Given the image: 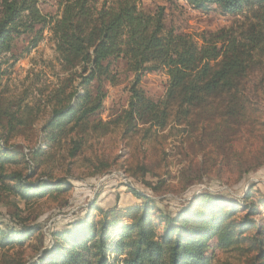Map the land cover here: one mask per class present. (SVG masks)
Here are the masks:
<instances>
[{
    "label": "trees",
    "instance_id": "obj_1",
    "mask_svg": "<svg viewBox=\"0 0 264 264\" xmlns=\"http://www.w3.org/2000/svg\"><path fill=\"white\" fill-rule=\"evenodd\" d=\"M44 1L0 0V67L19 39L26 41L28 51L45 31L50 32L62 76L50 95V117L42 127L41 139L48 146L67 137L74 159L89 137L104 136L115 128L128 135L145 126L147 135L151 128L165 130L172 121L193 127L199 142H220L232 151L241 144V157L254 153V162L240 164V178L264 166V132L256 131L264 128V122L254 109L264 101V0H182L200 12L214 6L222 16L245 10L251 14L247 30L235 35L222 28L201 37L202 45L167 29L163 8L146 13L139 0H104L99 6L97 0H59L60 10L54 16L42 12ZM119 64H124L123 71L132 80L126 87V108L108 126L99 115L105 85H118ZM157 72H164L168 81L163 98L153 101L140 83L145 74ZM200 117L202 123L194 122ZM2 119H8L7 127ZM19 125H26V120L0 104V129L12 134ZM1 130V203L10 204L9 198L16 197L27 206L33 199L71 190L66 177L32 180L38 164L28 174L7 169L27 161L4 140ZM249 146L253 151L244 154ZM43 154L36 148L28 158L34 162ZM147 171L139 166L135 172L149 186L143 180ZM129 192L140 205L103 210L93 202L84 217L62 231L50 232L48 246L39 226L20 225L14 213L18 225L0 223V264H211L210 249L248 251L245 264H264L263 194L254 198L249 191L241 201L223 195L195 196L170 216L156 207L154 199L133 188ZM31 238L37 239L33 257H13L10 251Z\"/></svg>",
    "mask_w": 264,
    "mask_h": 264
},
{
    "label": "rangeland",
    "instance_id": "obj_2",
    "mask_svg": "<svg viewBox=\"0 0 264 264\" xmlns=\"http://www.w3.org/2000/svg\"><path fill=\"white\" fill-rule=\"evenodd\" d=\"M102 1L97 0V5ZM138 6L146 13L163 8L166 28L186 34L199 45H202L200 38L204 35L216 33L222 28L232 29L238 35L247 30L252 21L250 12L246 10L237 15L222 16L214 6L200 12L191 9L182 0H139ZM40 8L45 14L58 15L59 0H45ZM26 46V41L19 39L11 56H7L10 57L7 63L0 67V104L16 113L19 119L26 120V125H19L12 134L0 129L4 132V140L15 146L23 156L20 158L25 157L27 161L26 164L10 165L7 169L28 174L38 164L32 180L49 175L52 178L66 177L72 188L56 197L33 199L27 206L18 198L10 197V204L0 202V223L18 225L13 218L14 213L18 214L20 225L41 228L40 235L45 237V245L48 246L50 232L62 231L70 223L84 217L93 202L103 210L140 205L141 201L129 192V188L154 199L156 207L170 216L178 213L195 196L223 195L241 201L249 191L254 198L260 193L264 195V166L240 178V164L254 162V153L241 157V144H237L232 151L230 146L220 142L213 145L208 141L199 142V135L193 133V127L175 125L172 121L165 130L151 128L147 135L145 129L148 127L145 126L128 135L115 128L104 136L89 137L80 155L74 159L68 152L71 147L69 138L63 137L56 144L47 146L43 155L30 162L28 154L37 148L44 135L42 127L50 117L53 103L50 95L62 73L48 30L35 48L26 51ZM124 67V64H119L117 86L105 85L106 99L99 119L108 126L126 108V87L132 76L123 71ZM167 81L164 72L149 73L142 77L140 87L148 98L157 101L163 98ZM258 103L254 109L259 120L264 122V101ZM194 122L200 124L202 118L194 119ZM2 125L7 127L8 119H2ZM256 131L264 132V128L257 127ZM251 151L253 148L249 146L244 154ZM139 166L147 167L143 180L149 186L135 172ZM160 180H163L161 185L158 184ZM16 208L20 209V213ZM93 215L100 217L98 212H93ZM36 242V238H31L22 248L10 253L15 258L31 259ZM208 254L213 256L211 264H245L250 258L248 251L210 249Z\"/></svg>",
    "mask_w": 264,
    "mask_h": 264
},
{
    "label": "built area",
    "instance_id": "obj_3",
    "mask_svg": "<svg viewBox=\"0 0 264 264\" xmlns=\"http://www.w3.org/2000/svg\"><path fill=\"white\" fill-rule=\"evenodd\" d=\"M47 144L45 142H43V140L41 139L38 143L37 148L41 149V150H46L47 149Z\"/></svg>",
    "mask_w": 264,
    "mask_h": 264
}]
</instances>
